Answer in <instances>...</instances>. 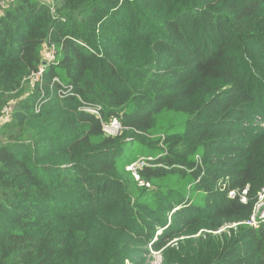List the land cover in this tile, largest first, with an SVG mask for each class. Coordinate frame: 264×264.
Returning <instances> with one entry per match:
<instances>
[{
	"label": "trees",
	"instance_id": "obj_1",
	"mask_svg": "<svg viewBox=\"0 0 264 264\" xmlns=\"http://www.w3.org/2000/svg\"><path fill=\"white\" fill-rule=\"evenodd\" d=\"M263 187L264 0H0V264H264Z\"/></svg>",
	"mask_w": 264,
	"mask_h": 264
},
{
	"label": "built area",
	"instance_id": "obj_2",
	"mask_svg": "<svg viewBox=\"0 0 264 264\" xmlns=\"http://www.w3.org/2000/svg\"><path fill=\"white\" fill-rule=\"evenodd\" d=\"M40 1L43 4H48V5H52L53 6V0H40ZM4 3L5 2H3L2 5ZM53 55H54V53L52 51V53L50 55V59H53ZM41 76H42V70L40 72L34 74L33 76H31L30 79H32L34 77L39 82L40 79H41ZM91 112L96 114V115H99V113L96 110H91ZM2 113H3V121H7L9 119V117H10L11 111L7 107H5L3 109ZM121 129H122L121 128V123L117 119H114L108 125H104V131L107 134L111 133L109 135H112V136L120 135L121 134ZM143 166H144L143 162H138V163L128 167L127 171L133 172L135 177H136V179L140 180V177L136 174V172H137L138 168H142ZM139 182L142 185L144 184L142 181H139ZM146 186L150 187L149 184H147ZM245 195H246V191L244 192V195L242 196V199H241V201L243 203H246V201H247ZM231 196H235V195L231 194ZM248 224L251 225V226H260V225L264 226V187L261 189V191L258 194L257 202L255 204L253 214H252L251 219H250ZM234 226H236V225H234ZM223 230H225V228H222L219 232H221ZM127 264H131V263L127 262Z\"/></svg>",
	"mask_w": 264,
	"mask_h": 264
},
{
	"label": "rangeland",
	"instance_id": "obj_3",
	"mask_svg": "<svg viewBox=\"0 0 264 264\" xmlns=\"http://www.w3.org/2000/svg\"><path fill=\"white\" fill-rule=\"evenodd\" d=\"M109 49H113V48L110 47ZM118 54H119V51L113 53V59L115 61H116L115 57ZM29 82H30V84L32 86H33V84H37L38 83L37 79L34 78V77L32 79H30ZM109 134H111V133H109ZM219 231H215V232L210 231V232H207L205 230V231L199 232L198 234L191 235V236H188V237H185V238L186 239L198 240L202 235L204 237L206 235H211V236L215 237L216 239H219L221 237V235H223V233L227 232L228 230H226V231L223 230L221 232H219ZM225 234H228V233H225ZM195 248H196V245H194V244H187L185 246V249H184L183 252L185 254H187V255H191L192 249H195ZM164 254H165V251L164 252L162 251V252H157V253H151V254H145L144 255V258H142L143 260L141 261V263L142 264H173V261H174L175 256L173 254H168V255L165 256ZM130 263L133 264L132 262H130Z\"/></svg>",
	"mask_w": 264,
	"mask_h": 264
},
{
	"label": "water",
	"instance_id": "obj_4",
	"mask_svg": "<svg viewBox=\"0 0 264 264\" xmlns=\"http://www.w3.org/2000/svg\"><path fill=\"white\" fill-rule=\"evenodd\" d=\"M46 65V63H44Z\"/></svg>",
	"mask_w": 264,
	"mask_h": 264
}]
</instances>
